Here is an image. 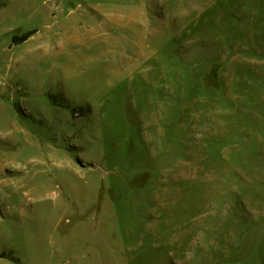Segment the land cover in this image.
I'll use <instances>...</instances> for the list:
<instances>
[{
    "label": "rangeland",
    "instance_id": "obj_1",
    "mask_svg": "<svg viewBox=\"0 0 264 264\" xmlns=\"http://www.w3.org/2000/svg\"><path fill=\"white\" fill-rule=\"evenodd\" d=\"M0 264H264V0H0Z\"/></svg>",
    "mask_w": 264,
    "mask_h": 264
},
{
    "label": "trees",
    "instance_id": "obj_2",
    "mask_svg": "<svg viewBox=\"0 0 264 264\" xmlns=\"http://www.w3.org/2000/svg\"><path fill=\"white\" fill-rule=\"evenodd\" d=\"M28 35H29V33H27V34L21 36L20 38H13L12 41H13V43H18V42H20V41L25 40V39L28 37ZM17 39H18V41H16Z\"/></svg>",
    "mask_w": 264,
    "mask_h": 264
}]
</instances>
